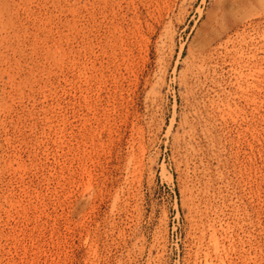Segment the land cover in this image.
<instances>
[{"label":"rangeland","instance_id":"rangeland-1","mask_svg":"<svg viewBox=\"0 0 264 264\" xmlns=\"http://www.w3.org/2000/svg\"><path fill=\"white\" fill-rule=\"evenodd\" d=\"M0 264H264V0H0Z\"/></svg>","mask_w":264,"mask_h":264}]
</instances>
